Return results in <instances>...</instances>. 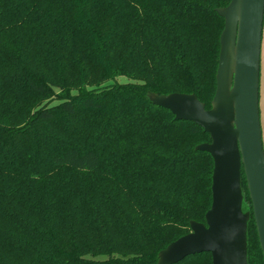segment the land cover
<instances>
[{
    "label": "trees",
    "instance_id": "obj_1",
    "mask_svg": "<svg viewBox=\"0 0 264 264\" xmlns=\"http://www.w3.org/2000/svg\"><path fill=\"white\" fill-rule=\"evenodd\" d=\"M229 3L0 0V264H157L205 224L210 136L149 95L211 109ZM241 187L247 264H264Z\"/></svg>",
    "mask_w": 264,
    "mask_h": 264
},
{
    "label": "water",
    "instance_id": "obj_2",
    "mask_svg": "<svg viewBox=\"0 0 264 264\" xmlns=\"http://www.w3.org/2000/svg\"><path fill=\"white\" fill-rule=\"evenodd\" d=\"M216 12L224 28L211 109L205 110L194 95H149L153 104L176 120L194 123L210 136V143L196 149L213 160L212 201L205 224L191 222L190 233L161 251L157 264H178L204 253L210 254L212 264H247L250 215L242 211V172L264 261V151L259 117L264 0H230Z\"/></svg>",
    "mask_w": 264,
    "mask_h": 264
},
{
    "label": "rangeland",
    "instance_id": "obj_3",
    "mask_svg": "<svg viewBox=\"0 0 264 264\" xmlns=\"http://www.w3.org/2000/svg\"><path fill=\"white\" fill-rule=\"evenodd\" d=\"M119 82L127 81L125 78H119ZM259 117L261 138L264 151V41L261 42L260 49V77H259Z\"/></svg>",
    "mask_w": 264,
    "mask_h": 264
}]
</instances>
